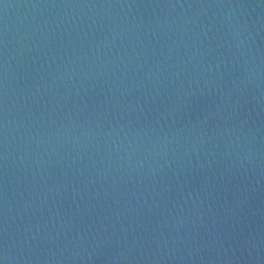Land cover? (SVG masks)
Listing matches in <instances>:
<instances>
[{
  "label": "water",
  "instance_id": "95a60500",
  "mask_svg": "<svg viewBox=\"0 0 264 264\" xmlns=\"http://www.w3.org/2000/svg\"><path fill=\"white\" fill-rule=\"evenodd\" d=\"M3 264H264V0H0Z\"/></svg>",
  "mask_w": 264,
  "mask_h": 264
},
{
  "label": "snow or ice",
  "instance_id": "6c2138e0",
  "mask_svg": "<svg viewBox=\"0 0 264 264\" xmlns=\"http://www.w3.org/2000/svg\"><path fill=\"white\" fill-rule=\"evenodd\" d=\"M0 264H3V261L2 260H0Z\"/></svg>",
  "mask_w": 264,
  "mask_h": 264
}]
</instances>
